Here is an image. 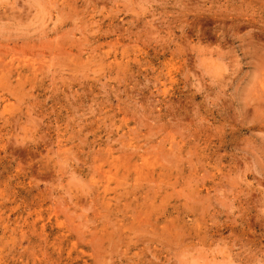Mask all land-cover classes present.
Listing matches in <instances>:
<instances>
[{
  "label": "rangeland",
  "instance_id": "1",
  "mask_svg": "<svg viewBox=\"0 0 264 264\" xmlns=\"http://www.w3.org/2000/svg\"><path fill=\"white\" fill-rule=\"evenodd\" d=\"M0 264H264V0H0Z\"/></svg>",
  "mask_w": 264,
  "mask_h": 264
}]
</instances>
